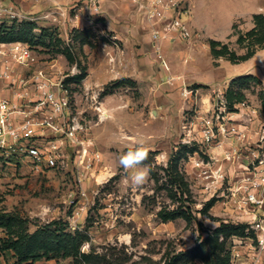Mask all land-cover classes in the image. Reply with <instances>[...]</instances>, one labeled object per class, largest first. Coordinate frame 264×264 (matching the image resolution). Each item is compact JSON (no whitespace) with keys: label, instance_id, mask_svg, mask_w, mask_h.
I'll list each match as a JSON object with an SVG mask.
<instances>
[{"label":"rangeland","instance_id":"374dc122","mask_svg":"<svg viewBox=\"0 0 264 264\" xmlns=\"http://www.w3.org/2000/svg\"><path fill=\"white\" fill-rule=\"evenodd\" d=\"M194 1V10L202 21L205 35L217 40L231 30L230 35L219 41L229 44L238 54H243L245 50L237 44L236 33L248 31L253 27V15L264 14V0ZM181 3L191 11L187 24L193 36L191 2L181 0ZM83 5L85 6V3L80 0H0V25H10L12 20H25L35 22L38 26L34 32L36 44L31 48V53L36 56L37 61L33 65L18 64V52L15 49L18 42L2 43L0 69L9 65L16 77L28 79L38 67H54L68 73L78 65V69H86V76L93 71L92 76L95 78L104 70L106 63H113L110 60L111 55H142L134 45L135 49H132L130 45H123L111 38L112 32L101 24L97 25L101 18L94 17L89 12L83 13L86 20L92 21L84 27L88 29V33L79 37V32L75 29L80 28L71 29L70 23L77 8ZM55 8H61L59 13H56ZM140 15L141 18L144 17V14ZM141 22L145 24L151 37L152 26L144 18ZM43 29H47V34H43ZM201 41V52H204L206 44L210 47V39L202 38ZM177 42L179 41H175ZM165 43L174 42L165 40L158 48H155L152 42L151 51L143 55H170L164 48ZM66 49L73 52L74 61L67 58ZM208 55H211L210 49ZM156 59L154 58V63L158 65L159 59ZM166 60L170 65V60ZM226 61L220 59L221 71L234 76L232 79L247 74L256 75L261 79V84L252 82V87L245 90L246 106L241 107V110L238 108L236 112L247 110L249 113L243 112L242 118L252 117L260 122L264 131V113L259 96V93L264 91V48L247 61ZM213 64L218 65L216 61ZM180 78L182 77L171 76L166 81L154 78L156 81L153 85L156 88L149 92L143 90L140 85L131 84L130 80L109 81L97 93V100L102 102L105 96L113 94L114 99L109 103L117 110L112 114L106 108L98 109L96 99H91L87 110L82 112V109L87 107L85 82L82 80L79 83H69L72 115L78 116L86 129L81 136L88 141L91 152L100 155V160L94 162L86 173H79L72 164L66 169L45 168L40 173L28 171L29 165L20 154L14 155L13 161H8L13 164L9 166L11 169L6 170L7 164L0 161V168L6 171L5 175L0 173V179L3 178L0 183V238L10 237L15 241L17 235L26 231L32 233L56 221L57 224L52 225L53 229L59 228L66 233L78 232L87 237L81 243L80 251L91 255L77 263L71 257L44 255L20 264H165L166 258L172 253L192 249L202 236L205 237L208 231L218 227L221 222L232 223V220L236 219V211H232L229 204V188L243 175V169L237 165L236 170L230 163L234 173L229 174V159L226 158L229 151L225 149L223 154L216 158L210 156L207 148L212 146L221 149L223 144L229 146L231 137L222 138L213 145L200 142V117L211 116L217 110V104L221 98L224 99L228 87L221 93L223 84L219 82L212 86H203L188 84ZM179 80L182 83L178 85ZM11 86V83L0 77V96L7 95ZM200 88L201 92L211 95L212 104L205 110L201 108L203 101L197 92ZM175 92L180 93L183 103L180 104V100L168 95ZM242 118L236 122L244 125L246 121ZM185 130H190L193 138L191 145L198 151L188 154V158L183 159L180 164L191 190V197L183 207H189L196 218L187 221L180 217L163 222L158 212L163 208L173 210L183 202L168 193L167 186L163 184L165 176L161 168L166 166L172 151L183 144ZM257 142H252L250 148H258L255 146ZM260 144L264 145V142ZM139 147L145 148L148 153L141 167L149 169L151 163L162 176L159 183H156L149 173L148 180L136 186L131 180L134 169H125L120 164L122 156ZM258 149L260 152L264 151V147ZM68 152L70 159H73L74 149L68 147ZM195 159L209 164L205 166L206 170L210 167L212 170L220 168L222 176L217 175L215 179L206 178L203 169L195 166ZM253 167L254 164L250 162V168ZM209 183L212 184L211 188H207ZM213 197L217 202L209 211L211 217H207L201 210ZM257 212L258 209L255 210V213ZM259 214L264 215V207L259 209ZM0 246L6 263L18 264L11 242L0 240ZM195 264L203 262L196 260Z\"/></svg>","mask_w":264,"mask_h":264},{"label":"built area","instance_id":"2783aa9c","mask_svg":"<svg viewBox=\"0 0 264 264\" xmlns=\"http://www.w3.org/2000/svg\"><path fill=\"white\" fill-rule=\"evenodd\" d=\"M131 1L139 12L144 14L142 19L152 26L151 38L155 48L165 40L175 42L192 37L187 24L191 11L181 0ZM82 2L94 15L101 12L103 0ZM15 49L18 52V64L33 65L37 61L29 45L18 42ZM158 59L162 66L169 70L165 56L158 55ZM79 73L77 66L68 73L54 67H38L33 75L26 79L16 77L9 65L0 69V77L13 85L9 94L0 96V152L3 156L13 158L14 155L20 154L35 173H40L45 168L66 169L71 164L79 173H86L94 162L100 160V155L91 152L88 141L81 136L86 130L84 125L78 116L72 115L71 112L72 95L66 81ZM91 97L96 100L99 98L97 93H92ZM97 105L98 109H101V102L98 100ZM238 106L241 110L246 106V102ZM217 110L211 116L200 117L201 142L213 145L222 138L245 139L246 126L231 117L235 112L227 110L224 99L217 104ZM192 140L190 130H185L182 142L191 145ZM262 141L264 142V137L260 138L255 146L264 147L260 144ZM68 147L74 149L73 159H70ZM249 148L246 154L254 167L251 169L249 162L240 179L229 188V204L232 211H236V219L232 220V223L247 224L245 236L231 238V264H264V215L259 214V209L264 207V151ZM241 154L240 150L235 149L229 152L226 158L233 164L239 160ZM194 164L198 169H203L208 179L222 176L220 168L212 170L210 167L206 170L205 166L209 164H205L203 160L195 159ZM213 182L212 179L211 183ZM211 187L212 184L209 183L207 188ZM251 232H254V235Z\"/></svg>","mask_w":264,"mask_h":264},{"label":"trees","instance_id":"16d2710c","mask_svg":"<svg viewBox=\"0 0 264 264\" xmlns=\"http://www.w3.org/2000/svg\"><path fill=\"white\" fill-rule=\"evenodd\" d=\"M253 27L245 32H237V44L245 50L243 54H238L231 49L229 44L219 40L210 39V52L214 59L225 58L231 63H240L247 61L255 56V54L264 48V14L257 13L253 15ZM38 28L35 22L12 20L10 25H0V44L22 42L35 47L34 32ZM79 32V37L88 33V29H75ZM76 31V32H77ZM47 34V29H43V34ZM65 55L69 60L74 61L75 57L70 49L65 50ZM78 66V65H77ZM80 73L67 79L69 84L71 81L79 83L86 77V69H79ZM261 84L259 77L252 74L236 77L232 79L224 93V100L228 111L236 112V106L245 102V90L252 87L251 83ZM264 113V91L259 93ZM193 145L182 144L177 150L172 151L170 158L161 169L165 176L163 184L166 185L168 193L175 196V199L183 200L173 210L161 209L158 216L163 222L176 220L180 217L187 221L196 218L190 212L189 207L184 208L183 204L191 197V190L188 182L185 180L184 173L180 167L181 161L197 152ZM149 173L156 183L162 180L159 171L149 163ZM217 202L216 198L207 201L201 213L207 217L209 211ZM57 224L53 221L36 231L30 233L26 231L24 234L16 236V240L8 237L0 238L3 242H11L14 254L18 258V264L27 262L30 259H36L41 256L73 258L74 262H80L81 259L89 258L90 254L80 251V245L85 240V236L80 233H66L61 229H53L52 225ZM247 224H233L231 222H221L218 227L207 232L205 237H201L199 242L190 250L174 252L166 258L165 264H195L196 260H200L203 264H231V238L233 236H245ZM254 235V232H251ZM10 236V235H9ZM2 247L0 246V249ZM90 255V256H89Z\"/></svg>","mask_w":264,"mask_h":264},{"label":"crops","instance_id":"0c3cea01","mask_svg":"<svg viewBox=\"0 0 264 264\" xmlns=\"http://www.w3.org/2000/svg\"><path fill=\"white\" fill-rule=\"evenodd\" d=\"M85 1V0H82ZM193 9V18H192V27L194 35L190 40H181L173 44H164V48L167 49L170 55H165L166 58L170 60L169 70H166L162 64L157 62L158 65L154 63V58H157V55H143L152 49V42L149 32L141 22V13L139 12L136 5L130 3L128 0H104L101 5V12L98 15H94L88 8L79 7L76 10V15L74 18H71V29L80 28L83 29L87 27V24H90L92 21L86 20L83 16V13L89 12L94 17H100L101 21L97 25H103V27L110 32H112L111 38L118 40L119 43L123 45H130L132 49H137L142 55H125L124 57L111 55L110 60L113 62L111 65H105L104 70L100 71L98 77L93 78L92 72L87 75L84 80V94H85V107L82 112L86 111L89 107V103L92 101L91 94L99 93L102 90V87L107 84L109 81H114L118 79L130 80L131 84L140 85L141 88L147 92L155 89L154 78H161L162 80H168L169 77H182L188 84H197V85H215L216 82L223 84V89L221 88V93H224L225 89L228 87L229 82L234 76H229L225 72L221 71L222 66L219 64L220 59L223 62H227L224 58L214 59L212 55L209 54L210 47L206 44L204 48L205 51L201 52V47H203L202 38L211 39L205 35L202 21L196 15L195 1L189 0ZM57 9V8H55ZM58 8L56 13H59ZM259 11V10H258ZM58 16H56L57 18ZM231 34V30L225 34L222 38H217V40H224L226 36ZM216 39V38H215ZM135 48H133L134 46ZM201 52V53H200ZM206 55H203V54ZM175 54V55H173ZM156 59V60H157ZM124 60V61H122ZM216 61L218 65L213 64ZM169 71V72H167ZM155 75V76H154ZM154 79V81H153ZM182 82L179 80L178 85ZM224 90V91H223ZM10 89L7 91V94L10 93ZM158 91V90H157ZM198 94L201 95V100L203 101V106L201 107L205 110L207 107L211 106V95H208L205 92H201V88L197 89ZM174 98L180 100V104L183 103L180 99V93L175 92L168 94ZM222 95V94H221ZM114 95L105 96L101 102V107L106 108L108 112L115 113L116 107L111 106L109 101L114 99ZM113 97V98H112ZM222 97V96H220ZM168 99V98H167ZM222 99V98H221ZM244 113H249L247 110L243 111ZM236 112L231 114V117L234 120L240 121L244 113ZM250 117V115H249ZM245 122V132L246 138L238 140L236 137L229 138V146L223 144L221 149L213 148L209 146L210 156L218 158L219 155L226 149L229 152L238 149L242 152L240 159L234 161L232 168H235L237 165L244 169L248 164V155L247 149L251 147V143L258 141L260 138L264 137V131L260 122L254 120L252 117L242 118ZM201 137V134H200ZM201 142V141H200ZM223 154V153H222ZM247 159V161H246ZM0 161H4L5 169H11L9 166L13 165L8 161H13V158H7L3 156L0 152ZM25 162H27L25 160ZM235 163V164H234ZM28 171L31 166L28 164ZM23 167H25L23 165ZM237 170V167H236ZM0 173L5 175L6 171L0 168ZM229 173L233 174L229 162ZM3 179V178H2ZM0 179V183L2 181ZM0 264H7L4 256L0 252Z\"/></svg>","mask_w":264,"mask_h":264},{"label":"clouds","instance_id":"9594fccd","mask_svg":"<svg viewBox=\"0 0 264 264\" xmlns=\"http://www.w3.org/2000/svg\"><path fill=\"white\" fill-rule=\"evenodd\" d=\"M147 155V150L143 147H139L135 151H129L120 159V164L125 169H134L131 180L136 186H140L148 180L150 170L147 167H141L143 162L147 159Z\"/></svg>","mask_w":264,"mask_h":264}]
</instances>
